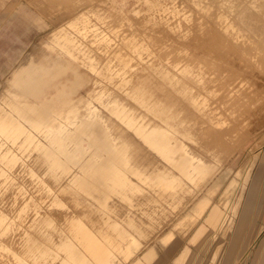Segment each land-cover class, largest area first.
I'll return each mask as SVG.
<instances>
[{
  "label": "rangeland",
  "instance_id": "obj_1",
  "mask_svg": "<svg viewBox=\"0 0 264 264\" xmlns=\"http://www.w3.org/2000/svg\"><path fill=\"white\" fill-rule=\"evenodd\" d=\"M245 1L0 0V264H131L151 247V264H264L262 48L251 47L253 33L238 18L223 21ZM19 52L36 60L22 71L38 76L39 93L68 82L77 93L65 86L60 97L83 95L86 106L52 111L54 128L16 112L1 91L14 85L7 62ZM59 65L60 76L42 71ZM80 116L107 134L109 152ZM111 155L127 181L107 175L103 183L106 176L75 164ZM181 157L186 164L173 165ZM159 168L171 175L167 185ZM203 197L221 220L206 245L208 231L191 241L201 224L212 229L203 208L194 211Z\"/></svg>",
  "mask_w": 264,
  "mask_h": 264
},
{
  "label": "bare ground",
  "instance_id": "obj_2",
  "mask_svg": "<svg viewBox=\"0 0 264 264\" xmlns=\"http://www.w3.org/2000/svg\"><path fill=\"white\" fill-rule=\"evenodd\" d=\"M250 1V0H249ZM258 1H260V7L259 8H256V6H257V4H256V0L255 1H253V0H251V2H248V3H246V1L243 3V5L242 6H240V8H238L239 6H237L236 8H238V10H234V12L232 13V11H231V13L233 14L232 15V17H230V19H228V18H225L224 17V22H227V24H229L230 22L229 21H232L231 19H234V18H238L242 23H241V25H245L246 27H247V30H249V31H251L253 34H251V35H253L252 37H251V35H250V38H251V40H248V41H250L249 42V44H251V47H253V46H257V47H260V48H262V53L261 54H259L260 56V58H259V61H260V65H262L261 66V68L262 69H264V0H257V3H259ZM211 2V1H210ZM219 2V1H218ZM241 2V1H240ZM225 3V2H224ZM242 3V2H241ZM240 3V4H241ZM235 4V3H234ZM228 5V4H227ZM225 7V6H224ZM209 10V9H208ZM245 10L247 11L248 10V12H245ZM250 10V11H249ZM228 13V12H227ZM226 15V14H225ZM246 17H245V16ZM245 17V18H242V17ZM238 20V21H239ZM223 22V23H224ZM233 22L235 23V21L233 20ZM232 22V23H233ZM222 23V24H223ZM231 23V24H232ZM238 22H237V20H236V24H237ZM230 25V24H229ZM238 25H240V24H238ZM227 26V25H226ZM225 26V27H226ZM229 27V26H228ZM232 30L236 27H234V25H232ZM239 27V26H238ZM255 27V28H254ZM258 27V28H257ZM224 28V27H223ZM239 29H240V27H239ZM239 29H237V31L239 30ZM244 29V28H243ZM225 30V29H224ZM227 30V32H225V33H228V29H226ZM231 30V31H232ZM235 30H236V28H235ZM245 30V29H244ZM234 32V31H233ZM232 33V32H231ZM230 33V34H231ZM235 33V32H234ZM239 33V32H238ZM245 34V33H244ZM235 35V34H234ZM248 35V34H247ZM211 36V35H210ZM239 36V35H238ZM246 36V35H245ZM212 37V36H211ZM249 37V36H248ZM243 38V37H242ZM234 39V38H233ZM249 39V38H248ZM245 41V40H244ZM245 44H247L246 42H245ZM239 45V44H238ZM241 45H242V43H241ZM243 46H244V44H243ZM247 46V45H246ZM230 47V46H229ZM249 46H247V48H248ZM254 47V48H255ZM35 48H37V46L35 47ZM245 48V47H244ZM250 48V47H249ZM246 49V48H245ZM251 49V48H250ZM224 50V49H223ZM247 50V49H246ZM257 49H255V51H256ZM233 51H234V49H233ZM255 51H253V52H255ZM223 52V51H222ZM235 52V51H234ZM247 52H248V50H247ZM233 53V52H232ZM237 53V52H236ZM251 53H252V51H251ZM234 54V53H233ZM250 54V53H249ZM236 55V54H235ZM254 55V54H253ZM258 55V54H257ZM230 57V56H229ZM249 57H250V55H249ZM234 58H236V57H234ZM253 58V57H252ZM255 58H257V57H255ZM21 59V58H20ZM251 59V58H250ZM155 60V59H154ZM235 60V59H234ZM249 60V59H248ZM257 60V59H256ZM36 60L32 57V55H25L20 61H18V64L14 67V69H13V71H15V72H17L18 74H19V78H18V80L17 79H14V85L12 86V87H10L9 88V85H10V83H5L4 84V86H3V90L1 91V95L2 96H4V97H6V98H8L9 100H10V105L12 106V107H14V110H16V112H18V113H23L22 115H24V117L26 118V119H30L31 121L32 120H37V121H41V123L42 122H46V123H48V126H52L53 128L55 127L54 126V123H55V118H54V116H53V112L52 111H54V113H56V114H58V115H63V114H61L62 112H64V111H67V110H75L78 106H80V105H84V107L86 106V99H84V96L83 95H78L77 97H75V98H69V97H66V98H61L60 96H61V94L63 93V88L62 87H65V86H68V87H70V89H71V93L72 94H76L77 93V88L76 87H73V86H69L68 85V82L66 83V84H63L62 85V87L60 88V89H57V90H55L54 92H47L46 94H41V93H39V89H40V87H41V85L39 84V85H37V84H35V78L36 77H38V76H35L34 75V77L33 76H31V75H28V74H25V72H23L22 70H23V68H25V67H27V68H30V67H32L31 66V64H33L32 62H35ZM250 61V60H249ZM248 61V63H249V65L252 63V62H249ZM251 61H253V60H251ZM243 62V61H242ZM62 63H64V62H62ZM61 63V64H62ZM68 63V62H67ZM153 63V62H152ZM65 65V64H64ZM33 66H35L36 67V65H33ZM62 66V65H61ZM251 66H253V65H251ZM250 66V67H251ZM35 67H34V69H35ZM74 68V67H73ZM26 69V68H25ZM32 69H33V67H32ZM32 69H31V72H32ZM33 69V70H34ZM67 69V68H66ZM240 69V68H239ZM251 68H249V70H250ZM30 70V69H29ZM40 70V69H39ZM223 70V69H222ZM43 72H47V73H50L51 75H53L54 77H57V76H60L59 75V73H61V72H64L65 71V68H64V66L63 67H60V65H59V67H58V69H49L47 66L45 67V68H43V70H42ZM148 71V70H147ZM255 71H257V70H255ZM264 71V70H263ZM38 72V71H37ZM36 72V73H37ZM252 73H254V71H252ZM263 75H264V73L263 72H261ZM256 74H258V72H256ZM260 74V73H259ZM258 74V75H259ZM258 75H257V77H258ZM262 75V76H263ZM260 76V75H259ZM42 78V77H41ZM34 80V84L32 83V81ZM176 80V79H175ZM40 81V80H39ZM176 83V82H175ZM179 83V82H178ZM19 84V86H17ZM156 85V84H155ZM190 87V86H189ZM192 87V86H191ZM263 87V86H262ZM45 88V87H44ZM264 90V89H263ZM192 91V90H191ZM198 91V90H197ZM156 93H157V91H156ZM162 93V92H161ZM155 94V93H154ZM196 96V95H195ZM3 97V98H4ZM3 98H2V100H3ZM192 98H193V96H192ZM5 99V98H4ZM194 100V99H193ZM199 100V99H198ZM192 101V100H191ZM197 101V100H196ZM195 101V102H196ZM194 102V103H195ZM204 103V102H203ZM203 103H201V105L203 104ZM197 104V103H196ZM185 106V105H184ZM83 108V107H82ZM188 109V108H187ZM65 113V112H64ZM181 113V112H180ZM179 113V114H180ZM145 114V113H144ZM183 114V113H182ZM189 114V113H188ZM195 114V113H194ZM21 116V115H20ZM181 116V115H180ZM184 116H186V115H184ZM215 116V115H214ZM66 117V116H65ZM259 117L261 118V119H264V112H260V114H259ZM4 120H8V119H10V121H14V116L10 113V112H7V111H4V115H3V117H2ZM79 118H81V120H82V118L83 117H79ZM106 118V117H105ZM188 119V118H187ZM80 121V120H79ZM145 122V121H144ZM143 122V123H144ZM189 122V121H188ZM190 123V122H189ZM204 123V122H203ZM136 125V124H135ZM38 126V125H37ZM81 126V125H80ZM90 126H88L87 124H86V121H84V119L82 120V130H89V131H91L90 133H92V136H93V138H92V140L94 141V143L97 145V148L99 149V150H101L102 152L103 151H110V149L113 147H111L110 145H109V139H108V136H107V134H105V135H103V136H100L95 130H91L92 129V126H91V129L89 128ZM188 127V126H187ZM78 130L79 129H81V128H77ZM76 129V130H77ZM77 130V131H78ZM18 132H20L19 130H17ZM80 132H81V130H79ZM17 132V133H18ZM126 132V131H125ZM83 133V132H82ZM85 133H86V131H85ZM189 133V132H188ZM21 134V133H20ZM23 135V134H22ZM21 135V136H22ZM123 135H125V133L123 134ZM127 135V134H126ZM24 136V135H23ZM22 136V137H23ZM67 136V135H66ZM122 136V135H121ZM59 137V136H58ZM122 137H124V136H122ZM218 137V136H217ZM129 138V137H128ZM127 138V139H128ZM26 139V141H29V139L30 138H28V137H26L25 138ZM125 139V138H124ZM130 139V138H129ZM128 139V140H129ZM52 140V139H51ZM80 140V139H79ZM79 140H78V143H79ZM90 140V139H89ZM121 140V139H120ZM126 140V139H125ZM53 141V140H52ZM81 141V140H80ZM93 141H91V142H93ZM81 143V142H80ZM91 144H93V143H91ZM132 144H134V143H132ZM81 145V144H80ZM86 146V145H85ZM127 146H128V144H127ZM132 146V145H131ZM38 147V149H42V150H49L48 148H50V146H47L48 148H45V147H39V146H37ZM78 147V146H77ZM91 147V146H90ZM133 147V146H132ZM135 148H138L137 146L135 147ZM134 148V149H135ZM81 149V148H80ZM82 150V149H81ZM97 150V149H96ZM85 152V151H84ZM88 152H89V150H88ZM91 152V151H90ZM83 154V153H82ZM85 154V153H84ZM91 154V153H90ZM114 154V153H113ZM145 154V153H144ZM93 155H95V154H93ZM101 155V154H100ZM137 155V154H136ZM141 155V154H140ZM143 155V154H142ZM96 156V155H95ZM105 156H106V154H105ZM105 156H103V160H101L100 162H98L97 164L96 163H92L91 161H79V159H78V162H75V164H76V166L78 167V168H83V167H88L87 169H89L90 170V172H89V174H92V175H94L95 173H97V174H99V175H101V176H103V177H105L104 179H103V183H105V180H106V178H107V175L108 176H111L113 179H116L117 181H121V180H126L127 181V179H129V178H127L126 177V174H125V172H122L121 171V169H120V167L118 166V164H120V162L117 160V158H114L112 155V157H110L109 159L107 158V157H105ZM116 156H118L117 154H116ZM149 157H150V155H149ZM137 158V157H136ZM84 159V158H83ZM89 159V158H88ZM153 159V158H152ZM91 160H92V158H91ZM151 160V159H150ZM140 161V160H139ZM146 160H144V162H145ZM155 161V160H154ZM94 162V161H93ZM144 162H142V163H144ZM186 162H187V160H186V158L185 157H181L179 160H177V161H174V160H172V163H173V165H177V167H180V168H182L185 164H186ZM149 163V162H148ZM152 163V162H151ZM140 165H142V164H140ZM93 168H92V167ZM160 166V165H159ZM163 166V165H162ZM138 167V166H137ZM141 168V167H140ZM164 168V167H163ZM163 168H159V169H157V170H155L154 172H155V176L156 177H158V180H159V182H160V184H164V185H167L169 182H171L172 181V179H171V175H168L167 174V172L165 173V174H167V175H165V176H162V174L165 172V169L166 168H168V167H166L165 169H163ZM81 170V169H80ZM168 170H169V168H168ZM168 170H166V171H168ZM120 172H122V173H120ZM171 173H173L172 171H170ZM210 172V171H209ZM120 175V176H119ZM154 175V174H153ZM117 176H119V177H117ZM127 178V179H125V178ZM166 177V178H165ZM74 178H77V174H75L74 175ZM81 179H82V177L80 178H78L77 180L78 181H81ZM99 179V178H98ZM178 181V180H177ZM183 182V181H182ZM179 183H181V181L179 182ZM175 184V183H174ZM182 184V183H181ZM184 184V183H183ZM106 185V184H105ZM177 185H179V184H177ZM176 185V186H177ZM87 186V185H86ZM96 186V185H95ZM100 186V185H99ZM156 186H158V185H156ZM182 186V185H181ZM92 187V186H91ZM94 187V186H93ZM164 187V186H163ZM179 187H180V185H179ZM145 188V187H144ZM173 188V187H172ZM177 188V187H176ZM88 189V188H87ZM96 189V188H95ZM162 189V188H161ZM182 189V188H181ZM140 190V189H139ZM173 190V189H172ZM179 190V189H178ZM189 190H191V189H189ZM94 191V190H93ZM156 191V190H155ZM98 192V195L97 196H95L97 199H99V200H105L106 198H107V194H105V192H103V191H97ZM141 192V191H140ZM96 193V192H95ZM209 193V192H208ZM162 194V193H161ZM177 194H179V193H177ZM141 195V194H140ZM143 195V194H142ZM90 196V195H89ZM134 196V195H133ZM143 196H145V193H144V195ZM159 196H160V194H159ZM162 196V195H161ZM163 196H165L164 195V193H163ZM129 197V196H128ZM127 197V198H128ZM140 197V196H139ZM190 197V196H189ZM145 198V197H144ZM208 198V197H207ZM92 199H93V197H92ZM109 199H110V197H109ZM139 199V198H138ZM161 199V198H160ZM164 199H165V197H164ZM167 199V198H166ZM211 199V198H210ZM106 200H108V199H106ZM112 200V199H111ZM124 201V200H123ZM164 201V200H163ZM104 202V201H103ZM106 202V201H105ZM115 202V201H114ZM114 202H112V203H114ZM135 202V201H134ZM137 202V201H136ZM140 202V201H139ZM149 202V201H148ZM125 203V202H124ZM208 203V202H207ZM206 201H205V198L203 197V198H201L198 202H197V204H196V206H195V209H194V211L196 210V208H203L202 209V211L204 212L205 211V213L203 214V217H202V219H204V221H207L209 224H211L212 225V229H209V228H207L206 226H204L203 224H201L199 227H196L197 229H196V231L194 232V234L191 236V241H193V242H195L196 240H197V233H203L204 231H208L209 232V236H210V238L205 242V245L207 244V242L209 243L212 239H213V235H216V234H214V231L215 230H218V228H219V225H220V223H221V220H220V217H219V211H218V209H217V207L215 206V205H213V204H211V205H208V206H206ZM211 203V202H210ZM131 204H133V203H131ZM120 204H118V206H119ZM123 205V204H122ZM121 205V206H122ZM147 205V204H146ZM227 205V204H226ZM131 206V205H130ZM135 206V205H134ZM163 206V205H162ZM206 206V207H205ZM222 206H223V204H222ZM231 206V205H230ZM123 207V206H122ZM118 208V207H117ZM246 208V207H245ZM109 209V208H108ZM134 209V208H133ZM81 210V209H80ZM105 211V210H104ZM135 211V210H134ZM197 211V210H196ZM195 211V212H196ZM226 211V210H225ZM127 212H129V211H127ZM201 212V211H200ZM130 213H132V212H130ZM159 213V212H158ZM157 213V214H158ZM221 213H222V211H221ZM223 213H226V212H223ZM222 213V214H223ZM101 214V213H100ZM115 214V213H114ZM96 215V214H95ZM128 215H131V214H128ZM127 215V216H128ZM135 215V214H134ZM224 215V214H223ZM221 216V215H220ZM136 217V216H135ZM221 217H223V216H221ZM199 218V217H198ZM201 218V217H200ZM113 219H114V217H113ZM122 219H125V218H122ZM116 220H118V219H116ZM115 220V221H116ZM119 220H121V217H120V219ZM197 220V219H196ZM146 221V220H145ZM63 222V221H62ZM149 222V221H148ZM148 222H145V223H148ZM124 223V222H123ZM132 223V222H131ZM180 223V222H179ZM111 224V223H110ZM65 225V224H64ZM122 225V224H121ZM148 225H149V223H148ZM152 225H154V223L152 224ZM240 225H242V224H240ZM123 226V225H122ZM138 226V225H137ZM133 227H135V226H131V228H133ZM89 228V227H88ZM98 228V227H97ZM215 230H214V229ZM228 228V227H227ZM120 229V228H119ZM133 229H135V228H133ZM139 229V228H138ZM143 229H146V228H143ZM220 229V228H219ZM226 229V228H225ZM224 229V230H225ZM121 230V229H120ZM151 231H152V229H150ZM83 231V230H82ZM91 231V230H90ZM128 231V230H127ZM146 231V230H145ZM150 231V232H151ZM83 232H85V230L83 231ZM140 232V231H139ZM143 232V231H142ZM216 232V231H215ZM227 232V231H226ZM82 233V232H81ZM93 233V232H92ZM127 234V233H126ZM129 234V233H128ZM127 234V235H128ZM142 235H143V233H141ZM228 234V233H227ZM84 234H82V236H83ZM93 235V234H92ZM108 235V234H107ZM120 235V234H119ZM126 235V236H127ZM130 237L131 238H133L134 237V235H133V233H130ZM133 235V236H132ZM139 235H140V233H139ZM138 235V236H139ZM197 235V236H196ZM202 235V234H201ZM200 235V236H201ZM97 236V235H96ZM125 236V237H126ZM137 236V237H138ZM145 236V235H144ZM84 237V236H83ZM124 237V238H125ZM128 237H129V235H128ZM136 237V236H135ZM222 237V236H221ZM226 237H227V235H226ZM78 238V237H77ZM96 238V237H95ZM122 238V237H121ZM120 238V239H121ZM123 238V239H124ZM127 238V237H126ZM145 238V237H144ZM91 239V238H90ZM134 239H136V240H138L137 238H133V240ZM223 239V238H222ZM85 240H86V237H85ZM84 240V241H85ZM99 240V239H98ZM109 240V239H108ZM200 240H201V237H200V239H199V242H200ZM75 241V240H74ZM87 241V240H86ZM92 241H94V243L95 244H97V245H99V247L101 246L102 247V245H103V247L105 246L104 244H102L101 242H95V240H92ZM115 241V240H114ZM118 241V240H117ZM147 241H149V240H147ZM224 241V240H223ZM83 242V241H82ZM77 243V242H76ZM90 243V242H89ZM93 243V242H92ZM91 243V244H92ZM112 243V242H111ZM136 243V242H135ZM137 243H138V245L140 244V241H137ZM143 243V242H142ZM216 245H218V242H214ZM213 243V244H214ZM102 244V245H101ZM114 244V243H113ZM144 244V243H143ZM143 244H142V246H143ZM203 244V243H202ZM202 244H201V246H202ZM96 245V246H97ZM116 245V244H115ZM137 245V244H136ZM137 245V246H138ZM215 245V247H214V250H212V251H215V250H217V246ZM220 245V244H219ZM91 246V245H90ZM94 246V245H93ZM111 246V245H110ZM135 247L136 249H134V250H138L139 249V247ZM102 247V248H103ZM107 247V246H106ZM112 247V246H111ZM119 247V246H118ZM239 247V246H238ZM87 248V253H89L90 251H88V249L90 248V250L92 251L93 249H91L92 247H89V245H88V247H86ZM124 248L125 249H129L130 248V246L129 247H127L126 245H124ZM219 248H220V246H219ZM140 249H141V246H140ZM222 249H224V246H223V248ZM81 250V249H80ZM100 250H102L101 248H100ZM219 250V249H218ZM217 250V251H218ZM97 251V250H96ZM98 251H99V248H98ZM125 251H127V250H125ZM233 251V250H232ZM246 251H248V250H246ZM83 252V251H82ZM245 252V251H244ZM84 253H85V251H84ZM86 253V254H87ZM91 253H95V252H91ZM99 253V252H98ZM100 253H102V251L100 252ZM99 253V254H100ZM182 253V252H181ZM181 253H179L177 256H176V258L177 257H179L180 256V254ZM212 253H214L215 254V252H211V254ZM236 253V252H235ZM246 253L247 252H245L244 253V255L243 256H245L246 255ZM86 254H84L85 256H86ZM103 254H105V253H103ZM109 254V253H108ZM153 254H156V251H155V249H153V247H151V248H149V249H147L142 255H141V257L139 258V259H137V260H135V261H133L131 264H145V263H147V264H151L152 263V257H153ZM221 254V253H220ZM90 256H91V254H89ZM107 255V254H106ZM241 256V255H240ZM105 257V256H104ZM127 257V256H126ZM128 257H129V255H128ZM89 258V257H88ZM93 259L95 258L94 256L92 257ZM242 258V257H241ZM83 260H85L84 258H82ZM127 259V258H126ZM88 260H90L91 261V259H88ZM239 260V259H238ZM188 261H189V259H187L186 260V262H184V264H188ZM99 263V262H98ZM162 263V262H161ZM55 264V263H54Z\"/></svg>",
  "mask_w": 264,
  "mask_h": 264
},
{
  "label": "crops",
  "instance_id": "obj_3",
  "mask_svg": "<svg viewBox=\"0 0 264 264\" xmlns=\"http://www.w3.org/2000/svg\"><path fill=\"white\" fill-rule=\"evenodd\" d=\"M43 40H44V39H43ZM25 55H26V54L22 55V53L19 52L18 56L14 57V58L11 57V58L8 60V62H7V69H8V71H9V73L12 71L13 65H14L16 62L20 61ZM20 58H21V59H20Z\"/></svg>",
  "mask_w": 264,
  "mask_h": 264
},
{
  "label": "clouds",
  "instance_id": "obj_4",
  "mask_svg": "<svg viewBox=\"0 0 264 264\" xmlns=\"http://www.w3.org/2000/svg\"><path fill=\"white\" fill-rule=\"evenodd\" d=\"M9 75H10V77H12L13 79H17V80H18V78H19V74H18L17 72H15V71H11V72L9 73ZM17 86H19V84H18Z\"/></svg>",
  "mask_w": 264,
  "mask_h": 264
}]
</instances>
